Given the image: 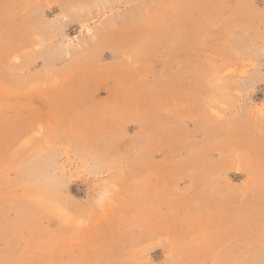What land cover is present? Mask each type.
<instances>
[{
	"label": "rangeland",
	"instance_id": "374dc122",
	"mask_svg": "<svg viewBox=\"0 0 264 264\" xmlns=\"http://www.w3.org/2000/svg\"><path fill=\"white\" fill-rule=\"evenodd\" d=\"M0 264H264V0H0Z\"/></svg>",
	"mask_w": 264,
	"mask_h": 264
},
{
	"label": "bare ground",
	"instance_id": "6f19581e",
	"mask_svg": "<svg viewBox=\"0 0 264 264\" xmlns=\"http://www.w3.org/2000/svg\"><path fill=\"white\" fill-rule=\"evenodd\" d=\"M52 190V189H51Z\"/></svg>",
	"mask_w": 264,
	"mask_h": 264
}]
</instances>
